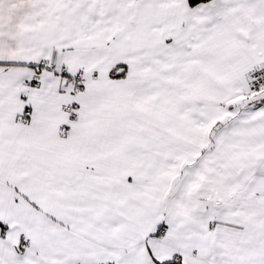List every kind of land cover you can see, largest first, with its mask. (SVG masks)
Masks as SVG:
<instances>
[{"label": "snow or ice", "instance_id": "obj_1", "mask_svg": "<svg viewBox=\"0 0 264 264\" xmlns=\"http://www.w3.org/2000/svg\"><path fill=\"white\" fill-rule=\"evenodd\" d=\"M0 264H264V0H0Z\"/></svg>", "mask_w": 264, "mask_h": 264}]
</instances>
